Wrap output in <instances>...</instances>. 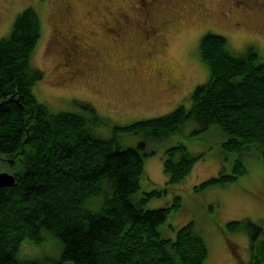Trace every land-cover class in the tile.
<instances>
[{
    "label": "trees",
    "instance_id": "1",
    "mask_svg": "<svg viewBox=\"0 0 264 264\" xmlns=\"http://www.w3.org/2000/svg\"><path fill=\"white\" fill-rule=\"evenodd\" d=\"M41 34L38 12L26 7L15 17L8 36L0 38V155H10L14 182L0 187V264H48L18 255L21 241L40 244L47 233L61 242L54 264H204L208 248L194 222L171 232L160 227L170 212L184 209L181 196L169 204L147 208L153 197L182 182L203 153L184 144L165 150L166 185L141 190L145 176V142L120 147L122 133L160 138L179 132L190 120L195 133L218 130L219 145L235 157L232 173H221L195 185L196 190L225 185L247 172L239 156L252 153L264 169V58L254 48L232 53L227 39L206 32L199 41L208 79L194 87L191 105L125 125H111V136L93 132L109 125L95 108L82 102L86 113L50 111L32 87L42 71L30 64ZM175 155L179 158L174 159ZM102 200L98 208L90 201ZM239 264L264 263V227L249 219L219 225ZM244 231L250 259L241 262L230 232Z\"/></svg>",
    "mask_w": 264,
    "mask_h": 264
},
{
    "label": "rangeland",
    "instance_id": "2",
    "mask_svg": "<svg viewBox=\"0 0 264 264\" xmlns=\"http://www.w3.org/2000/svg\"><path fill=\"white\" fill-rule=\"evenodd\" d=\"M146 1L0 0V38L8 36L18 13L32 6L41 22V34L30 57V64L42 71V77L32 87L35 97L52 112L86 114L80 104H91L109 121V125L92 127L94 133L105 137L111 136V125L158 117L179 104L190 107L192 90L209 76L208 65L199 52L200 38L206 32L224 36L234 54L254 48L264 58V0H233L238 6L232 16L221 13L232 5L229 0H205L204 9L209 11L187 7L185 3L177 7L179 22L162 29L164 44L156 48L150 45L151 40L145 42L144 29L135 28L144 22L141 7L144 8L142 3L147 5ZM150 11L157 21L169 17L170 13L158 5ZM124 13L133 19V28L124 30L113 24L114 20L122 22ZM71 35L85 49L86 55L79 62L71 60L63 49ZM196 128V122L190 120L179 132L160 138L143 137L139 132L122 133L117 144L132 147L145 142L142 191L162 189L166 185L167 174L163 168L166 148L184 144L190 153H203L185 180L171 184L168 192L151 198L145 207L164 206L180 195L184 209L170 212L160 227L171 232L174 238L178 227L193 221L208 248L204 264H239L219 225L229 220L249 219L264 227L262 161L252 153L242 154L239 157L247 167L245 174L229 184L196 190L195 185L210 177L232 173L235 162L234 156L222 152L218 130L195 133ZM10 158V155H0V171L12 173L7 163ZM177 158L179 155L174 156ZM101 202L97 199L88 205L98 208ZM229 237L240 261H248L251 254L246 233L230 232ZM61 245L57 237L47 233L40 244L28 239L21 241L18 255L54 264L61 257Z\"/></svg>",
    "mask_w": 264,
    "mask_h": 264
},
{
    "label": "flooded vegetation",
    "instance_id": "3",
    "mask_svg": "<svg viewBox=\"0 0 264 264\" xmlns=\"http://www.w3.org/2000/svg\"><path fill=\"white\" fill-rule=\"evenodd\" d=\"M188 1V2H187ZM231 2V6L227 7L226 12L224 10H221L222 15L227 16V14H230V16H232V11H235L236 9H234L235 7L238 6V2L236 3V1L233 0H229ZM186 6L187 7H191V8H195V7H200V9H204L205 7V0H183V2H181L180 0H147L146 1V6L144 5V3H142V5L144 6L141 7V9L143 10V15L144 17V22H141L138 24V26H136L135 28L137 29H144L146 34H143L144 38H145V42L147 43V41L149 42L151 40L150 44L151 46L155 47L157 45L161 46L164 44L163 41V31L162 29L165 27L166 28H171L173 27L175 24H177L179 22V16H180V12H178L177 7L179 6ZM160 6V7H165L166 10H168L170 13H168L169 17H165L164 19H159V21H157L158 18L152 16V13L150 11V9H152L155 6ZM206 11H209V9H204ZM116 27H118L119 29H131L133 28L134 24H133V19L129 16V14H123V21L120 22L118 20H114L113 23ZM238 25V23H236ZM70 37L72 38H68V40H65V44L63 46L64 52L66 53V55L69 56V58L71 60H73L75 62V60H78L82 58V56H84V54L86 55L85 49L84 48H80L76 43H75V35H71ZM156 41V45L153 43L154 41ZM156 48V47H155ZM93 57H95V54H92ZM72 64V63H71ZM163 81V80H162ZM165 83L168 82V84L171 82V80H164Z\"/></svg>",
    "mask_w": 264,
    "mask_h": 264
},
{
    "label": "water",
    "instance_id": "4",
    "mask_svg": "<svg viewBox=\"0 0 264 264\" xmlns=\"http://www.w3.org/2000/svg\"><path fill=\"white\" fill-rule=\"evenodd\" d=\"M14 182V176L12 173L0 171V187L10 186Z\"/></svg>",
    "mask_w": 264,
    "mask_h": 264
}]
</instances>
